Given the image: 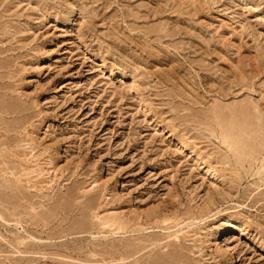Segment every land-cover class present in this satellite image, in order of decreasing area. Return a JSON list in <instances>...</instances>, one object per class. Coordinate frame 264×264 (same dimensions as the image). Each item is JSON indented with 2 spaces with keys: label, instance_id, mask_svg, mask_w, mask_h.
Returning a JSON list of instances; mask_svg holds the SVG:
<instances>
[{
  "label": "rangeland",
  "instance_id": "1",
  "mask_svg": "<svg viewBox=\"0 0 264 264\" xmlns=\"http://www.w3.org/2000/svg\"><path fill=\"white\" fill-rule=\"evenodd\" d=\"M0 264H264V0H0Z\"/></svg>",
  "mask_w": 264,
  "mask_h": 264
},
{
  "label": "bare ground",
  "instance_id": "2",
  "mask_svg": "<svg viewBox=\"0 0 264 264\" xmlns=\"http://www.w3.org/2000/svg\"><path fill=\"white\" fill-rule=\"evenodd\" d=\"M217 173H213V175H216ZM227 247V246H226ZM223 252H224V254H227V250H226V248H224V250H223Z\"/></svg>",
  "mask_w": 264,
  "mask_h": 264
}]
</instances>
